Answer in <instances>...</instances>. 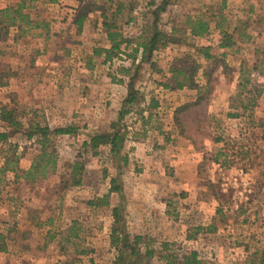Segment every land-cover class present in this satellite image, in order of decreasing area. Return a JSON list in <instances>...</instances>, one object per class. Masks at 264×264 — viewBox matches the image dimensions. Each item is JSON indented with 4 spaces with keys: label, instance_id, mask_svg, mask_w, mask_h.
<instances>
[{
    "label": "rangeland",
    "instance_id": "1",
    "mask_svg": "<svg viewBox=\"0 0 264 264\" xmlns=\"http://www.w3.org/2000/svg\"><path fill=\"white\" fill-rule=\"evenodd\" d=\"M14 1L0 0V6L12 4ZM64 1L66 0H58V3H48L44 0L36 2L25 12L42 24L41 27L22 37H18L17 31L10 29L7 39L0 43V64L4 69L9 67L15 77L11 85L0 88V106L3 104L18 106L24 112V121L34 119L50 129L65 126H72L74 129L68 138L64 136L54 138L53 148L57 156L55 172L44 180L34 182L40 184V192L46 199L44 204H49L50 207L57 206L59 198L67 192L63 186L71 185L69 166L75 161L83 163L84 170L81 172L83 184H96L99 180L102 184L105 176L109 174L114 176L116 184H120L119 157L118 163L113 161L109 146H101L96 155L84 151L82 147V143L94 134L89 124L92 120L91 110H88L86 104L91 98L89 88L92 85L98 84L102 88L111 85L113 88L120 85L117 79L129 78L119 71L121 67L131 68L133 71L136 69L129 67L130 60L127 54L132 52L127 49L121 50V53L112 59L108 69L102 66L100 57L93 56L94 48H101L104 45L100 32L96 35L90 27L91 21L99 16V11L92 14L87 28L73 38L64 35L45 38L49 33V23L61 22L66 18L64 14H60L63 7L78 5L81 6L80 12L85 13L89 10H98L96 7L114 8L117 2L123 3L125 0H84L82 4H80L82 0H68L61 5L60 2ZM217 1L169 0L172 4L181 5V9H176L169 17L161 12L156 25L160 30L167 32L172 28L176 36L186 38L185 42L172 44L173 47L166 49L164 51V54L167 52L166 55L161 57L155 68L147 64L141 66L134 79L135 91L136 87L152 90L158 82H168L158 70L165 69L174 56L180 58L193 52L191 46L201 42L196 40L197 38L215 43L220 37L217 28L211 29V32L203 37H191L188 31L183 33L188 18L205 19L209 26L219 22L228 32H231L237 21L241 26L242 22L248 23L251 20L252 24L244 31L245 34L259 32L261 36L253 44L250 42L251 44L246 46L243 44L231 46L226 61L229 63L226 72L228 75H221L216 71L213 73L214 95L212 93L208 104L190 110L185 120L186 134L193 136L194 142L181 139L172 121L171 107L159 109L160 121L167 120L172 123L173 130L169 136L173 141L166 143L161 139L158 147H166L167 150L158 147L151 150L155 154L148 161L142 162V167H138V170L156 166L162 172L168 166L173 177L170 181L177 184L175 192L170 196L168 207L169 217L173 222L170 221L168 224L163 222L166 225L165 229L153 231L152 235L145 234L136 246V254L130 255L129 249L125 250L124 263L167 264L163 256L180 258L184 253L195 251L202 264H251L252 254L264 249V0H229L225 13L215 18L219 6ZM135 3H138L139 7L132 15L130 23L125 25V17L121 16H117L115 20L118 31L120 33L123 31L125 37L122 33L121 35L133 41V44L129 45L130 48H134L136 42H142L150 34L153 23L151 14L153 9H148V5H145L149 0L128 2L133 5ZM250 3L253 5V12L248 15L247 6ZM245 10L246 12H243ZM43 24H47V28H44ZM74 30L76 31L75 28ZM15 36L16 41H13ZM236 48H240L241 52L236 53ZM196 58L202 57L198 55ZM42 71L43 74L40 73ZM151 72L154 73L153 76H150ZM196 76V79L200 80L199 73ZM43 84L63 85L62 102L69 100L79 108L68 110L60 106L54 111L47 103L42 105L37 102L50 92L49 89L46 90L49 87L40 89ZM25 86L36 89L33 92L26 91ZM138 96L137 93V98ZM138 101L139 99L131 105L123 104L120 108L127 111L122 120L126 126V138L132 131L130 127L139 120L140 115H144L140 112L142 102ZM104 109L106 108L98 110L100 118L105 116ZM120 110H114V116L115 111L118 112L115 122L119 119ZM233 112L239 114L237 120L227 117V113ZM5 130L9 138L6 142L0 141V166L10 150H14L17 162L19 155L25 153L20 157L23 163L27 164L33 150L39 151L38 144L34 138L31 141L22 132H11L0 122V132ZM215 138H221V141L214 142ZM219 149L228 154L225 158L226 163L217 164L212 161ZM245 150L250 153L249 159L242 157L241 152ZM223 159L222 156L219 158ZM161 172L153 174L157 179L161 178L159 184H167L165 178L160 177ZM7 176H10L9 172L6 178ZM66 180L68 184H63ZM2 184H5L4 181L0 183V234H3V238H0V264L114 263L117 258L116 250L107 249V238L103 236H87L89 230L87 224L83 223L82 237L70 235L71 230L68 229V222L72 218L70 205L60 208L62 216L55 224L58 232L55 240L46 245L43 243V247L41 244V247L38 246L36 250H30L28 253H20L19 250L23 246L19 240L21 229L12 227L13 216L8 213L11 209L4 192L1 194ZM22 191L27 192L25 188H22ZM218 206L221 209L220 213L216 212ZM54 211H57L56 207ZM48 212H45V215H48ZM160 223L163 225L161 221ZM120 224L121 221L116 227ZM210 225H214L216 230L206 232L204 229ZM97 226L102 232L101 222L97 221L96 226L90 225L94 228ZM197 227L203 230L196 232ZM120 228L122 231L118 228V236L121 237L125 234V227L121 224ZM14 238L19 241L14 242ZM132 239L133 237H129L130 242ZM2 246L7 250L5 251ZM146 250H153L155 254L147 257Z\"/></svg>",
    "mask_w": 264,
    "mask_h": 264
},
{
    "label": "crops",
    "instance_id": "2",
    "mask_svg": "<svg viewBox=\"0 0 264 264\" xmlns=\"http://www.w3.org/2000/svg\"><path fill=\"white\" fill-rule=\"evenodd\" d=\"M66 1L60 2V4L63 5V3H66ZM130 1L131 0H125L123 3L120 2V12L117 15L121 16V18L125 17V25L130 23V21L133 19L132 15L136 13V10L139 7V2L133 5L128 4V2ZM160 1L161 0H149V3H145V5H148V9L151 8L154 10L155 6ZM228 2L229 0L217 1L219 6L217 11L215 12V18L220 17L223 13H225V8L227 7ZM82 3H84V0L80 2V4ZM129 5H132V8L130 10ZM168 6L169 8H167ZM80 7L81 6L78 5L63 7L60 10V14H64L66 18L63 19L61 22L56 21L49 23V33H47L45 38L49 39V37L51 36L56 37L63 35L67 38H73L76 35L81 34L83 30L87 28V24L91 21L92 14L99 11V16H97L96 19L94 18L95 20L91 21L90 27L96 35L98 34V32H100L102 41L104 42V45L102 47L108 48L110 46V43L107 40L106 33L102 26V16L103 14H106L108 17H111V13L115 10L116 6L114 8H111L110 6L106 8L103 7L102 9L96 7L95 9L98 10H89L85 13L80 12ZM181 7V5H177L176 3L172 4L169 2L165 10L162 11V14H167V17H169L171 13L173 14L176 9H181ZM105 9H107V11H105ZM243 12H246V10ZM252 12L253 5L250 3L247 6V13L248 15H250V13ZM81 15H84V19L79 27L76 21ZM71 18L74 19L70 20ZM128 18H130L129 21ZM237 22H234V26L237 25ZM217 24H219V22H214V24L210 26V32L211 29H216ZM250 24H252L251 20L248 21V27H250ZM74 28L76 29V31L74 30ZM172 30L173 29L170 28L168 29V32H171ZM218 32L219 30H217V33ZM121 33L124 36L123 31H121ZM260 34L261 33L259 32H248L246 34V37L241 38L236 35L233 37V45L243 44L246 46L251 43L253 44L255 40H257L258 37L261 36ZM196 40L201 41L199 44L196 43V46L210 45L212 47L210 51L211 54L222 58L225 62L227 61V56L230 54L229 51L231 47H218L220 37L217 38V41L215 43H210L209 40L204 41L200 38H197ZM132 42L133 41L130 40L129 44L125 43L122 45L123 47L121 46V50L127 49L132 52L130 54H127V58L128 60H130L129 67L136 68L135 71H133V69L131 68H125L128 71V74H126V76L128 77L129 75H133L134 73H136L137 75L138 69H140L141 66H143L144 64H147L151 68H155L157 66V63L162 59L161 57L166 55L167 52H165L164 54V51H166V49H170V47H173V45L171 44L166 46L165 48H160L154 51L150 61L147 62L142 60V50L140 47H137L136 52H133V49L136 47V44L134 48L129 47L130 44H133ZM237 52H241V49L236 48V53ZM93 56L101 58V64L103 67L108 69V67L111 66V61H104V55L96 56L93 54ZM177 59H179V57L174 56L172 58V61L167 64L165 69L158 70L161 75H163V77L168 79V82H158L154 85L152 90L151 88H144V90H142L143 88L136 87V93L141 96H138V102L143 103L140 104V107L142 108L140 112H143L144 115H140L139 120H136L132 127H130L132 131L129 132L127 138L125 139L122 145V149L119 154V161L121 166L118 173L120 184H116L119 188L118 191H110L111 180L114 176L112 174H109L105 176L102 184H100L99 180L96 182V184H83L81 181V184L78 185H67L65 189L67 190V192H65V195H62L59 198L57 206L53 205L50 207L49 204H44L46 203V199L40 192V184L26 183L21 179L16 183H13V174L10 173V176H7V180L9 181V183L2 184L1 194L2 192H4L6 202H9L10 204L11 211H8V213L13 216L12 227H16L15 229H21V231L19 232V234L21 235V239L19 240L21 241L20 245L23 246L19 250L20 253H28L30 252V250H36L38 246L41 247V244L43 247V243H45L46 245L48 242L55 240L56 236H58V232L55 229V224L56 222L60 221L59 219L62 216L60 208H63L67 205L71 206L72 212V218L68 222V229L71 230L70 235L73 237H82L83 223H85L89 227L87 236H103L107 238V249H109V251L116 250V248L112 246L110 242L111 230L113 225L115 224L113 210L116 208L120 210V214L122 217L120 221L121 224H123V226L125 227V234L129 237H144L145 234L152 235L153 231H162L163 229H165V223L168 224L170 223V221L173 222V220H171L169 217L168 207L170 204V196H172V193L175 192L177 184H173L172 180L170 181V178L173 177L170 174L168 166L164 168L162 172L159 170L160 168L158 169L156 166L147 167L146 169L142 170L144 171V173H141L142 171L138 170V167H142V162L148 161L150 157L152 158V155H154L155 153L153 154V151L151 150L157 149L156 147H158L161 139L166 143L173 141L170 140L171 136H169L173 130L172 123L170 124V122L167 120H165L164 122L160 121L161 119L158 118L160 116L159 109L168 107L170 109L171 107V114H173L174 110L178 106L190 102L196 97L195 89H189L187 87H183L181 89L176 88L172 78L171 69L173 70L174 62ZM92 60L94 59H91V61ZM196 61L200 66L197 72V74L199 73L200 80H197L196 76L195 82L203 84L202 73L207 62L203 58H196ZM226 63L227 65H229L228 62ZM132 71L134 73H132ZM215 71L220 73L221 75H225L220 66L217 67ZM40 73L43 74V71ZM153 75L154 73L151 72L150 76ZM226 75H228V73ZM14 78L15 77L9 80L8 86L11 85ZM66 79H68L67 76ZM128 79H117L116 81L120 85L114 86L113 88L110 87L111 85H105L104 88H102L98 84H94L89 88L91 98L88 103L86 102V105L88 107V110H91L90 113L92 115V120L89 124H91V128H93L92 133L109 132L111 130L110 124L112 122H115V116L118 114V112L115 111L116 115L114 116V110H120L121 106L123 105V101L127 96V81H129ZM65 85L68 86V83L65 82ZM44 87H49L46 88V90L49 89L50 92L47 96L41 97L37 102L41 103L42 105L47 103L49 105V108L54 111H57V108L60 106L61 108L64 107L68 110L79 108L78 105L75 106V104H73L69 100H64L65 102H62L61 99L62 91L64 88L63 85L43 84V87H41L40 89H44ZM24 89L26 91L33 92L36 87L25 86ZM101 108H106L104 109L105 116L103 118H100V114L98 112V110H101ZM96 112L97 114H99V116H97ZM107 113H109L108 116ZM237 118L238 117H235V119L233 118V120H237ZM59 136H64L68 138L69 135ZM181 139L185 140V138L183 137H181ZM31 141L33 140L31 139ZM158 148L163 149L165 151L167 150L166 147ZM32 153L33 155L31 156L30 160L27 161V164H24L22 157H20L25 155V153L19 155V159L17 162L19 168L27 170L30 167L33 158L38 154V149H34ZM137 156L141 158H137ZM122 157L126 159L125 164L121 161ZM112 159L114 162H117L118 157L112 156ZM166 169L168 171H164ZM148 171L150 172L147 173ZM157 171H159V173H162V176L160 177L165 178V182L167 184H159L161 178L157 179L156 176H154ZM178 185L182 186L183 184ZM22 188H25L27 192H23ZM55 207L57 210L56 212L54 211ZM46 210L49 211L48 215H45V212H47ZM97 221L101 222L103 226L102 232H100L101 228L99 226L95 228L90 227V225L96 226ZM160 221L162 223H165L161 225ZM80 231L81 233H79ZM0 238H3V234H0ZM19 240L14 238V242H18ZM3 249L5 251L7 250L6 247H3Z\"/></svg>",
    "mask_w": 264,
    "mask_h": 264
},
{
    "label": "trees",
    "instance_id": "3",
    "mask_svg": "<svg viewBox=\"0 0 264 264\" xmlns=\"http://www.w3.org/2000/svg\"><path fill=\"white\" fill-rule=\"evenodd\" d=\"M40 0H15L12 4H7L5 6H0V43L7 39L10 29L17 31L18 37L26 35L28 32L38 29L42 24L35 19H33L25 10L33 6L36 2ZM48 3H55L58 0H44ZM111 1V0H109ZM168 0H161L152 11L153 23L150 34L143 39L142 42H136V47L133 49V52L137 51V47H140L142 50V60L150 61L151 56L154 51L165 48L170 44H181L185 42L186 38H181L176 36L174 30L171 32H166L160 30L156 23L159 21V16L162 11L165 10L168 5ZM130 6V5H129ZM132 6V5H131ZM129 7V10L132 7ZM121 3L118 2L115 10L111 13V17H108L106 14L102 16V26L106 33L107 40L110 43L108 48H96L93 50V54L96 56L104 55V61H112L119 53H121V46L123 44H129L130 40L124 38L121 33L118 31L115 24V17L120 12ZM107 11V9H105ZM84 19V15H81L77 19V25H81ZM130 18H128V21ZM44 28H47V24H43ZM248 27L247 22H242L241 26L237 24L234 26L231 32L224 30L221 27V24H217L216 28L219 30L220 42L218 47L220 48H230L233 45V37L237 35L239 38L246 37L245 30ZM183 33L188 31V35L191 37H203L206 36L210 31L209 22L202 18H195L186 20V28H183ZM16 36L13 38V41H16ZM191 48L193 52H189L179 59L176 60V66H174L172 71V78L175 83L176 88L181 89L187 87L189 89L196 90V97L194 100L184 103L178 106L173 113V124L176 129L179 131V135L191 142H194L195 139L193 136L187 135L186 133V118L189 115V111L197 108L199 106L208 104L214 89L213 83V73L217 67H221L223 73L227 74L228 65L222 59L216 55L211 54L212 47L210 45H201L194 46ZM200 55L207 64L202 73L203 84L195 82V77L199 69V64L197 63L195 57ZM152 65V64H151ZM121 73L128 74L127 69L120 68ZM136 73L129 75V81L127 83V96L124 99V105H131L136 102L137 93L134 90V79ZM14 77L13 72L10 71L9 67L6 69L2 68L0 64V88L6 87L9 84V80ZM154 106V104H153ZM246 109V106L243 108ZM127 113L126 110L121 109L119 112V119L117 122H112L110 124L109 132H100L92 134L88 140L82 143L84 151H89L93 155H96L98 149L101 146H109V152L113 157H119L122 145L126 139V126L122 122L124 115ZM239 114L227 113V117L235 118ZM0 122L4 125L6 129H9L11 132H22L27 139H35V142L39 146L38 154L33 158V161L30 167L27 170L19 168L17 164V157L14 156V150H10L5 156L0 166V183L4 181L5 184L9 183L6 178L7 173L13 174V183H16L20 179L26 183H34L36 181L44 180L56 170V152L53 148L54 138L59 135H69L72 134L74 129L72 126L57 127L50 129L47 125H42L39 121L34 119L24 121V112L20 110L18 106L3 104L0 106ZM9 138L8 132H0V141L6 142ZM214 142H220L221 138H215ZM242 157L249 159V151L245 150L241 152ZM228 154L223 151V149L217 150L216 154L212 158L214 163L223 164L225 158ZM223 157V160H219L220 157ZM241 158V160L243 159ZM121 161L125 164L126 159L121 158ZM243 161V160H242ZM84 170L83 163L79 161L73 162L69 166L70 171V182L71 185L81 184V172ZM63 184H68L66 180ZM213 186V184H208ZM64 188L67 185L63 186ZM118 186L116 185V180L113 178L111 180L110 191H118ZM217 213L221 212L220 207L216 209ZM113 217L115 219V224L111 230L110 242L112 246L116 248L117 258L113 264H134L133 262L124 263V252L129 249L130 255L137 253L136 246L139 241L142 239L141 236H134L130 242L128 236L123 234L121 237L118 236V228L121 230L120 226L116 227V224L121 220V214L119 209L113 210ZM203 230L201 227L196 228V232ZM206 232H213L216 230L214 225L207 226L204 229ZM122 231V230H121ZM121 244V246H119ZM155 254L153 250H146L145 255L147 257H152ZM253 259L251 264H264V249L257 250L253 254ZM165 257L167 264H202L198 259V254L195 251H190L184 253L180 258L173 256H163Z\"/></svg>",
    "mask_w": 264,
    "mask_h": 264
}]
</instances>
